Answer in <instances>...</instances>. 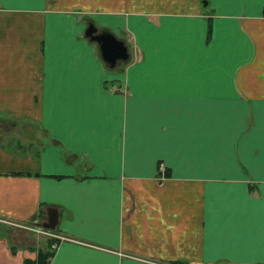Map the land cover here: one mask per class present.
Returning a JSON list of instances; mask_svg holds the SVG:
<instances>
[{
	"label": "crops",
	"instance_id": "0c3cea01",
	"mask_svg": "<svg viewBox=\"0 0 264 264\" xmlns=\"http://www.w3.org/2000/svg\"><path fill=\"white\" fill-rule=\"evenodd\" d=\"M47 247L264 264V0H0V264Z\"/></svg>",
	"mask_w": 264,
	"mask_h": 264
},
{
	"label": "water",
	"instance_id": "95a60500",
	"mask_svg": "<svg viewBox=\"0 0 264 264\" xmlns=\"http://www.w3.org/2000/svg\"><path fill=\"white\" fill-rule=\"evenodd\" d=\"M85 34L90 39L96 41L100 51V55L109 66H114L117 60H125L128 58L127 46L121 38H118L109 30L98 31L93 23H88L85 28ZM50 226V224L48 225Z\"/></svg>",
	"mask_w": 264,
	"mask_h": 264
},
{
	"label": "trees",
	"instance_id": "16d2710c",
	"mask_svg": "<svg viewBox=\"0 0 264 264\" xmlns=\"http://www.w3.org/2000/svg\"><path fill=\"white\" fill-rule=\"evenodd\" d=\"M51 254L52 250L47 247L46 249L38 252L37 258L35 260L26 259L23 264H47Z\"/></svg>",
	"mask_w": 264,
	"mask_h": 264
},
{
	"label": "rangeland",
	"instance_id": "374dc122",
	"mask_svg": "<svg viewBox=\"0 0 264 264\" xmlns=\"http://www.w3.org/2000/svg\"><path fill=\"white\" fill-rule=\"evenodd\" d=\"M12 133H13V135H15L17 137L27 136L29 138V137L34 136L30 131H13ZM35 141H36V138H35ZM45 232H46V230H45Z\"/></svg>",
	"mask_w": 264,
	"mask_h": 264
},
{
	"label": "built area",
	"instance_id": "2783aa9c",
	"mask_svg": "<svg viewBox=\"0 0 264 264\" xmlns=\"http://www.w3.org/2000/svg\"><path fill=\"white\" fill-rule=\"evenodd\" d=\"M160 168L162 169V166Z\"/></svg>",
	"mask_w": 264,
	"mask_h": 264
}]
</instances>
